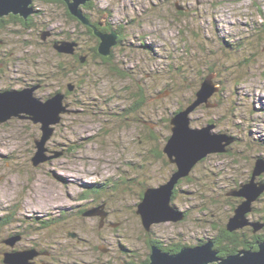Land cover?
Instances as JSON below:
<instances>
[{
    "label": "rangeland",
    "instance_id": "rangeland-1",
    "mask_svg": "<svg viewBox=\"0 0 264 264\" xmlns=\"http://www.w3.org/2000/svg\"><path fill=\"white\" fill-rule=\"evenodd\" d=\"M92 1L98 11L83 4L85 15L110 22L112 30L115 24L123 29L121 43L112 46L114 57L106 62L92 52L95 40L87 24L70 17L60 0H33L37 12L25 25L9 18L0 24V88L36 86L46 78L35 95L45 98L58 90L68 104L44 143L50 157L37 166L31 158L39 123L27 117L0 123V218L9 213L18 220L0 228V248L42 245L52 257H38L35 249L36 264L39 259L140 264L147 257L149 233L135 212L138 194L144 183L157 186L168 172L148 148L164 145L163 137L170 134L166 117L196 98L197 69L218 65L221 71L212 73L216 83L208 101L189 113L191 126L213 120L214 132L237 140L236 153L211 152L200 159L172 201L187 216L151 223L150 237L188 246L213 237L233 213L232 200L242 199L227 192L248 179L256 157L264 158V0ZM63 39L75 43L73 52L57 51L53 43ZM59 61L72 68L58 69ZM139 90L143 105L122 124L121 109L132 105L129 95ZM148 130L156 140L147 138ZM115 181L117 189L111 186ZM97 183L110 184V191L80 196ZM82 206L89 210L77 216ZM97 207L104 217L91 214ZM251 207L247 218L259 222L261 217L263 223L264 192ZM43 221L50 226H39ZM17 232L18 241L4 243Z\"/></svg>",
    "mask_w": 264,
    "mask_h": 264
},
{
    "label": "water",
    "instance_id": "water-1",
    "mask_svg": "<svg viewBox=\"0 0 264 264\" xmlns=\"http://www.w3.org/2000/svg\"><path fill=\"white\" fill-rule=\"evenodd\" d=\"M68 12L78 18L84 24L90 22L81 5L89 0H63ZM33 0H0V17L10 14L20 15L26 18L34 12ZM93 33L99 38L97 51L103 56H108L113 45L117 44L118 33H108L96 30ZM75 43L66 40L54 42L53 45L59 52L71 53ZM83 59V57H81ZM213 74L206 76L200 83L192 103L169 117L170 134L167 137L162 151L168 161L174 164L175 169L170 172L168 178L157 186H146L143 195L136 205V214L146 231H150V224L160 221H178L183 219V212L174 207L171 197L173 188L179 179L189 175L193 166L204 156L211 152H225L227 145L233 142V138L223 132H214V124L206 123L201 127H192L189 113L198 104L208 101L215 90ZM71 89V86H68ZM36 86H28L20 89H5L0 91V123L11 117H27L34 123H39L40 138L34 140L35 152L31 158L33 166L48 159L45 155V141L50 137L52 124L60 121L61 113H65L67 103L65 95L61 91H55L45 98L35 95ZM208 105V104H206ZM264 172V158L256 157L253 168L246 181L239 183L238 188L229 194L241 197L236 204L233 213L229 216L226 228L233 231L246 225H251L256 231L262 225L258 221H251L247 213L253 209L251 203L264 192V182L258 177ZM182 213V214H181ZM91 214L105 216L98 207ZM17 236H13L5 242L13 245ZM37 254L33 248L23 250H11L3 252L5 264H35L32 260ZM148 264H264V242L257 244V249H240L236 253L225 257L218 256V251L213 248V242L206 240L192 246H182L177 252H169L152 245L149 252ZM42 264H48L43 262Z\"/></svg>",
    "mask_w": 264,
    "mask_h": 264
},
{
    "label": "trees",
    "instance_id": "trees-1",
    "mask_svg": "<svg viewBox=\"0 0 264 264\" xmlns=\"http://www.w3.org/2000/svg\"><path fill=\"white\" fill-rule=\"evenodd\" d=\"M62 3H63V0H60ZM64 5L66 6V4L64 3ZM85 6H86V8H88V9H92L95 13H96V11H98V9L96 8V6H95V4H94V2L92 1V0H89V1H87L86 3H85ZM66 8H67V6H66ZM66 13L70 16V17H72L73 18V15H71L69 12H68V9H66ZM87 16L86 17H88V20H89V22H90V25H87V26H89V27H86L87 28V33H88V36H89V38H93L94 40H95V44H94V46H93V48H92V52L97 56V57H99L102 61H104V62H106V61H109V60H111L113 57H114V47H112L111 48V50H110V54L108 55V56H103V55H100L99 53H98V51H97V47H98V44H99V38L94 34V33H92V28L93 27H95V28H97L98 30H100L101 32H107L108 30H110L111 29V23L110 22H108V23H103L102 24V20H100V19H98V18H94L95 20H93V18L87 13L86 14ZM108 15H109V13H108ZM109 16H111V15H109ZM110 23V24H109ZM114 25V24H113ZM117 26V25H116ZM123 26V25H122ZM118 28H121V26L120 25H118ZM122 28L120 29V32L122 33ZM118 34V36H117V44H119V43H121V41H122V34ZM67 39V38H66ZM242 40V38L240 39V41ZM116 46V45H115ZM203 46V45H202ZM88 58V57H87ZM77 60H81V57L80 56H78L77 57ZM72 66V65H71ZM75 66V65H74ZM73 66V67H74ZM55 67H57L58 69H62L63 71L64 70H66L67 68H72V67H67V66H65L64 64H63V62H58V63H56L55 64ZM78 67H80V66H78ZM219 67L220 66H214V65H208V66H206L205 67V69L203 70V69H197L198 70V76H199V81H200V83H201V81L206 77V76H208V75H210V74H212V73H214V71L216 70V74H219L218 73V71H221V70H219ZM238 67H240V70H242V71H244V67L242 66V64L241 63H239L238 64ZM71 70H73V69H71ZM173 69H171V71H172ZM124 71V70H123ZM125 72H127L130 76H132L131 75V73H129V71H125ZM230 73H232V71H230ZM239 74L237 75V76H235V77H237V79L236 80H240L241 78H242V75L240 74V72H238ZM134 77V76H133ZM45 79L46 78H44V79H41V80H39L38 81V83L39 84H43V82L45 81ZM213 80V82H215L216 83V81L214 80V78L212 79ZM235 80V81H236ZM242 80V79H241ZM235 83H237V82H235ZM199 88V87H198ZM126 89V88H125ZM129 91V90H128ZM197 91V90H196ZM221 92H222V89L220 90L219 89V92H218V94H220L221 95ZM130 93V92H129ZM196 93V92H195ZM217 94V93H216ZM133 95V96H132ZM130 97L132 96V105L131 106H129V107H127V108H123V109H121V117H122V120H121V123L123 124L125 121H126V119L128 118V117H131V114H133V112H135V111H137V110H139L141 107H142V105H143V102H144V96L141 94V91L139 90V92L137 93V92H135L134 93V91H131V93H130V95H129ZM193 99V96H191L190 97V99H188V101H187V104L189 103V102H191V100ZM186 104V105H187ZM184 106H178V107H176V109L174 110V111H172L170 114H173L174 112H176V111H178V110H180V109H182ZM106 112V111H105ZM166 122H169V117H166ZM213 122V120H208L207 121V123H212ZM167 128H169V126H168V123H166V125H165ZM148 136H147V138L148 139H154V140H156L155 138H156V136L155 135H153V134H151V132L148 130ZM169 136V135H168ZM168 136H164L163 138H164V140H166L167 139V137ZM233 143H232V146L231 147H227V151L226 152H228V153H236V151H235V149L234 148H236L237 149V147H236V144H237V140L236 139H234L233 138ZM240 141V140H239ZM238 143H240V142H238ZM159 145V146H158ZM158 145H154V146H151V147H149L148 149H150V153H151V156H152V158H156L157 160L158 159H162V162H163V166L165 167V168H167L168 167V172H167V174H166V176L164 177V179H163V181L162 182H164L167 178H168V176L170 175V172L173 170V169H175V166L173 165V164H171V163H169V161H168V158H167V156L163 153V151H162V148H163V146H161L160 145V142H159V144ZM233 145H235V147H233ZM248 145V144H247ZM246 145V146H247ZM248 146H251V144H249ZM71 150V147H68L67 148V150L66 151H70ZM248 178H249V176H248ZM187 178L185 177H183V178H181V179H179V181L177 182V184L175 185V187L173 188V193H172V199H171V201H173L176 197H179L180 196V192L182 191V190H180L181 189V184H182V182L184 181V180H186ZM247 179H245V181H246ZM263 182H264V179H261ZM117 183H116V181L115 182H113V185H111L112 186V188H116L117 189V185H116ZM147 183H144L143 184V188H142V191H141V193H139L138 195H139V199H141V197H142V195H143V190L145 189V187L147 186L146 185ZM238 186V184L236 185V187ZM110 187V184H106V183H97V184H94V185H90V186H87L86 188H85V192L84 193H82V194H80V196L81 197H88V196H97V195H99V194H104L105 192H107L108 191V189H110L109 188ZM110 191V190H109ZM108 191V192H109ZM230 191V190H229ZM235 200H232V209L231 210H233L234 209V207L236 206V204L237 203H239L240 201H241V199L239 198V199H237V198H234ZM140 201V200H139ZM83 207V206H82ZM87 207H83V208H81L80 210H78V211H76V214H77V216H80V215H82V214H84V213H86V212H88V210L89 209H86ZM135 212H136V210H135ZM185 214V217L187 216V212L186 213H184ZM138 215V214H137ZM231 215V214H230ZM11 216H12V214H10L9 215V213L8 214H6V215H3L1 218H0V228L3 226V225H6V224H8V223H10V221H12V219H11ZM259 220V222L261 223V225H262V222H261V217L258 219ZM21 222H23L24 220H20ZM251 221H255V220H251ZM50 221H43V222H40V225L39 226H42V227H49L50 225ZM149 233V235H148V240H147V243H148V245H149V252H150V248H151V246L152 245H157L159 248H161V249H163V250H165V251H169V252H177L178 250H180V248L182 247V246H185V245H187V244H185L184 242H182V241H179V242H176V243H174V244H167V245H164V243L163 242H161V240H159V239H156V238H152V237H150V232H148ZM15 234H18V232L17 233H15ZM15 234H13V235H15ZM19 234H20V232H19ZM11 237V236H10ZM209 240L210 241H212L213 243H214V249H216L217 251H218V256H220V257H225V256H227V255H229V254H233V253H236L238 250H240V249H248V248H252V249H257V244L259 243V242H264V222H263V225L260 227V229L259 230H257L256 232H254V228L252 227H249V226H247V227H243V228H240V229H238V230H233V231H229V230H227V228H226V224H224V225H222V226H220L218 229H217V232H216V234L213 236V237H211V238H209ZM198 243H201V242H198ZM41 246L42 245H39L38 247L39 248H41ZM37 247V246H36ZM34 249H36L37 250V248H34ZM8 250V248L6 247V249L4 248V247H2V248H0V254H2L1 255V261H2V264H5L4 262H3V252L4 251H7ZM148 256H149V253L147 254V257H145V259L144 260H142L141 261V263L140 264H148V262H149V258H148Z\"/></svg>",
    "mask_w": 264,
    "mask_h": 264
},
{
    "label": "flooded vegetation",
    "instance_id": "flooded-vegetation-1",
    "mask_svg": "<svg viewBox=\"0 0 264 264\" xmlns=\"http://www.w3.org/2000/svg\"><path fill=\"white\" fill-rule=\"evenodd\" d=\"M64 2V1H63ZM33 5V4H32ZM33 8H34V5H33ZM34 11L35 12H37L36 10H35V8H34ZM30 17V15L29 16H27L26 18H23V17H21L20 15H14V14H10V15H7V16H3V17H0V24L1 23H3L4 21H5V18H9V19H12V20H14L15 22H19L20 24H27V21H28V18ZM74 17V16H73ZM86 27H89V26H86ZM115 27H117L116 29H114L115 30V32H117L118 34H120L121 32H120V29L121 28H118V26H116V24H115ZM95 28V27H94ZM96 30H98L97 28H95ZM114 30H112V29H110V30H108L107 32H105V33H108V32H111V31H114ZM98 31H100V30H98ZM123 31V30H122ZM92 33H93V28H92ZM64 40V39H63ZM1 54V56H2V58H4V52H2V53H0ZM101 55V54H100ZM2 58H1V60H2ZM0 60V71L2 70V68H1V65L2 64H4V61H1ZM39 84V83H38ZM28 86H34L33 84H27L25 87H28ZM39 87H41V84H39ZM39 87L37 88V89H39ZM23 88V87H22ZM20 89V88H19ZM3 90H5V89H2V88H0V91H3ZM194 112V111H193ZM12 221H18V220H14V219H12ZM19 234V233H18ZM17 235V234H16ZM16 235H13V234H10L9 235V237H7V239L6 240H8L9 238H11L12 236H16ZM11 236V237H10ZM19 237L21 238L22 236L19 234L18 235V239H19ZM4 240V243H5V238L3 239ZM2 240V241H3ZM18 241V240H17ZM32 248H34V247H32ZM6 249V248H5ZM11 250H23V249H21V248H17V249H9L8 248V250L7 251H11ZM37 250H38V254H37V256L38 257H42V256H50V257H52V255H49V254H51V252L49 253V251L50 250H44V249H40L39 247L37 248ZM44 250V251H43ZM4 252H6V251H4ZM40 260V262H41V264L43 263V262H45V261H42V259H39ZM35 262V261H34ZM47 262V261H46ZM48 263V262H47ZM35 264H36V262H35ZM49 264V263H48ZM125 264H135V261H133V260H127V261H125Z\"/></svg>",
    "mask_w": 264,
    "mask_h": 264
},
{
    "label": "bare ground",
    "instance_id": "bare-ground-1",
    "mask_svg": "<svg viewBox=\"0 0 264 264\" xmlns=\"http://www.w3.org/2000/svg\"><path fill=\"white\" fill-rule=\"evenodd\" d=\"M39 87V84H37L36 85V89ZM73 89V88H72ZM202 104V103H201ZM200 104H198V105H196L192 110H191V113L199 106ZM230 193V191H228L227 192V194H229ZM262 225H263V223H262ZM206 240H208V241H210L209 239H206Z\"/></svg>",
    "mask_w": 264,
    "mask_h": 264
}]
</instances>
